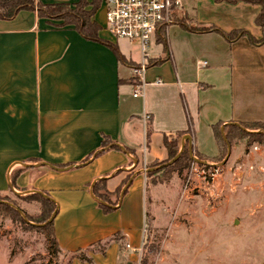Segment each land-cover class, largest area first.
<instances>
[{
	"label": "crops",
	"instance_id": "obj_1",
	"mask_svg": "<svg viewBox=\"0 0 264 264\" xmlns=\"http://www.w3.org/2000/svg\"><path fill=\"white\" fill-rule=\"evenodd\" d=\"M181 1L175 22L153 36L148 47L155 50L145 57L140 43L109 33L105 0H86L98 40L33 10L0 19V194L55 201L63 264L139 261L149 225L148 172L169 158L165 139L182 135L180 150L187 144L191 158L216 160L222 147L214 126L224 135L231 126L264 124V42L222 34L245 30L260 39L261 6ZM209 26L217 30L189 29ZM120 40L139 45L140 59ZM143 62L140 79L134 71ZM245 138L228 143L223 165L241 161L250 148ZM97 183L117 204L108 209L97 198Z\"/></svg>",
	"mask_w": 264,
	"mask_h": 264
},
{
	"label": "rangeland",
	"instance_id": "obj_2",
	"mask_svg": "<svg viewBox=\"0 0 264 264\" xmlns=\"http://www.w3.org/2000/svg\"><path fill=\"white\" fill-rule=\"evenodd\" d=\"M119 43L140 59L139 45ZM154 50L147 48L148 54ZM242 126L246 133L262 131L254 124ZM249 147L238 164L225 166V178L223 160L196 154L197 163L191 158L182 175L151 178L145 246L134 264H143V257L146 264H264V145ZM251 151L259 160L247 159ZM7 196L25 212V222L7 217L0 206V264L65 263L54 254L48 230L35 228L45 223L27 218L39 214L40 204Z\"/></svg>",
	"mask_w": 264,
	"mask_h": 264
},
{
	"label": "trees",
	"instance_id": "obj_3",
	"mask_svg": "<svg viewBox=\"0 0 264 264\" xmlns=\"http://www.w3.org/2000/svg\"><path fill=\"white\" fill-rule=\"evenodd\" d=\"M230 2L237 1H245L248 3L258 4L261 6V11L255 19L256 24L262 29V37L260 39H254L250 36V34L245 30H237L230 33L222 32L223 36L228 40L232 41L237 39L239 36L247 35L253 40L255 43H263L264 42V0H229ZM87 3L86 0H81L74 6L67 3H53V4H44L37 0H0V19H11L15 17L21 10H33L38 13L39 16L62 20L63 25L65 24H73L75 27L85 35V37L93 40H98V27L94 22H91L92 11L86 10ZM189 28V27H188ZM192 31L197 32H208L217 30L213 26L209 27H195L189 28ZM117 51V50H116ZM118 53V51H117ZM119 54V53H118ZM255 126L258 129H262L263 132H252L246 133V131L240 127L231 126L233 128L226 132L224 135L220 131V125L214 126L215 133L217 134V138L219 143L221 144V154L217 160H224L227 156L228 152V143L232 142V139H243L245 136H248V144L252 143H260L264 145V124L255 123ZM181 139L182 135H179L177 139L169 141L165 139V145L169 151V158L164 162H159L155 164V169L150 170L148 175L150 177H156V179H164L170 173H177L178 175H182L183 171L189 166V162L191 160V153L189 151L188 145L185 144L183 151L180 153L179 158H177L173 163L169 164V162L175 158L179 152L181 147ZM160 177V178H159ZM160 182V181H159ZM102 183H97L93 187V192L97 196V198L103 203L106 204V207L109 209V205L107 204H117V198L114 202L110 198V194L107 192H102ZM121 190L117 193L119 195ZM12 197V196H11ZM23 200L27 202H38L40 204V212L37 216L29 215L27 218L30 221H34L37 223H45L44 226H35L37 229L48 230V238L50 241L51 248L53 249L54 254L58 257L59 248L54 236L53 232V221H49L56 211V203L52 199L47 196H44L41 193H30L23 197ZM0 206H3L4 214L11 218L12 220H16L20 218L23 222L24 219H21L24 215V211L19 207V204L15 199H11L10 196L1 195L0 194ZM38 218V219H37ZM28 220V221H29ZM34 227V226H30ZM142 263L146 264V258H142Z\"/></svg>",
	"mask_w": 264,
	"mask_h": 264
},
{
	"label": "built area",
	"instance_id": "obj_4",
	"mask_svg": "<svg viewBox=\"0 0 264 264\" xmlns=\"http://www.w3.org/2000/svg\"><path fill=\"white\" fill-rule=\"evenodd\" d=\"M105 3L109 33L117 39L140 43L144 57L153 36L159 31H166L175 22L177 11L182 7L181 0H105ZM145 70L146 63L143 62L136 69L138 78L142 79ZM140 93L141 87L138 86L134 96ZM192 159L197 163V158L192 156ZM222 166L221 173L224 174L225 167Z\"/></svg>",
	"mask_w": 264,
	"mask_h": 264
},
{
	"label": "water",
	"instance_id": "obj_5",
	"mask_svg": "<svg viewBox=\"0 0 264 264\" xmlns=\"http://www.w3.org/2000/svg\"><path fill=\"white\" fill-rule=\"evenodd\" d=\"M187 138L189 139L190 138V136H187ZM184 149V144L182 145V148H181V150H180V152H179V154L175 157V158H173L170 162H169V164H171V163H173L177 158H179V156H180V153L182 152V150ZM53 217H54V214H53V216L50 218V220L49 221H52L53 220Z\"/></svg>",
	"mask_w": 264,
	"mask_h": 264
},
{
	"label": "flooded vegetation",
	"instance_id": "obj_6",
	"mask_svg": "<svg viewBox=\"0 0 264 264\" xmlns=\"http://www.w3.org/2000/svg\"><path fill=\"white\" fill-rule=\"evenodd\" d=\"M224 167H225V165H224ZM231 171H232V170H231ZM231 171H230V172H231Z\"/></svg>",
	"mask_w": 264,
	"mask_h": 264
}]
</instances>
